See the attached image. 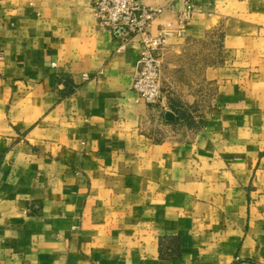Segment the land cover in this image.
I'll return each mask as SVG.
<instances>
[{
    "label": "crops",
    "instance_id": "0c3cea01",
    "mask_svg": "<svg viewBox=\"0 0 264 264\" xmlns=\"http://www.w3.org/2000/svg\"><path fill=\"white\" fill-rule=\"evenodd\" d=\"M140 1L156 108L90 0H0V264H264V0Z\"/></svg>",
    "mask_w": 264,
    "mask_h": 264
},
{
    "label": "built area",
    "instance_id": "2783aa9c",
    "mask_svg": "<svg viewBox=\"0 0 264 264\" xmlns=\"http://www.w3.org/2000/svg\"><path fill=\"white\" fill-rule=\"evenodd\" d=\"M183 2V18H186L193 4L192 0ZM90 3L99 27L110 31L123 43L132 37H138L140 50L133 75L132 91L137 99L144 101L147 106H160L164 99L162 53L168 37L184 36V20H179L176 28L166 23L153 35L149 28L160 9L146 6L140 0H90Z\"/></svg>",
    "mask_w": 264,
    "mask_h": 264
},
{
    "label": "rangeland",
    "instance_id": "374dc122",
    "mask_svg": "<svg viewBox=\"0 0 264 264\" xmlns=\"http://www.w3.org/2000/svg\"><path fill=\"white\" fill-rule=\"evenodd\" d=\"M166 48V45H165V47H164V49ZM199 51H201V52H199ZM195 54V56L197 55H199V56H201L202 58H204V56H205V52H204V47H202L201 48V50H198L197 52H195L194 53ZM212 55H213V53H211ZM162 61H163V57H162ZM164 63V62H163ZM196 121H198V124L200 123V120H196Z\"/></svg>",
    "mask_w": 264,
    "mask_h": 264
}]
</instances>
